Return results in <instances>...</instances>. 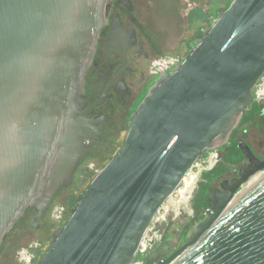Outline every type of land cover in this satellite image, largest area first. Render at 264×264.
I'll use <instances>...</instances> for the list:
<instances>
[{
	"label": "water",
	"instance_id": "water-1",
	"mask_svg": "<svg viewBox=\"0 0 264 264\" xmlns=\"http://www.w3.org/2000/svg\"><path fill=\"white\" fill-rule=\"evenodd\" d=\"M115 1L133 10L132 0H0V247L27 209L42 225L88 151L81 93ZM112 26V38L124 31L119 15ZM263 74L264 0H233L160 74L36 264H133L161 206L226 142ZM239 147L251 166L226 194L213 191L206 217L156 264H264V174L234 200L264 160Z\"/></svg>",
	"mask_w": 264,
	"mask_h": 264
},
{
	"label": "flooded vegetation",
	"instance_id": "flooded-vegetation-1",
	"mask_svg": "<svg viewBox=\"0 0 264 264\" xmlns=\"http://www.w3.org/2000/svg\"><path fill=\"white\" fill-rule=\"evenodd\" d=\"M132 3L133 10H130L124 4L114 2L86 71L81 97L84 100L82 109L90 121L84 141L88 151L70 185L78 178L85 163L92 161L98 165L116 153L129 130L133 113L161 74L155 66L161 49L140 20L135 1ZM117 15L124 31L112 38V25ZM240 142L248 145L258 159L264 160V74L254 86L253 98L226 142L208 150L215 151L214 162L196 180L198 183L190 199L193 214L188 223L195 226L204 219L206 210L212 208L213 191L218 189L226 194L223 184L234 183L241 177V172L251 166L239 147ZM31 210L36 212V209ZM170 248L166 246L164 251L158 250L151 258L153 264L168 256Z\"/></svg>",
	"mask_w": 264,
	"mask_h": 264
},
{
	"label": "rangeland",
	"instance_id": "rangeland-1",
	"mask_svg": "<svg viewBox=\"0 0 264 264\" xmlns=\"http://www.w3.org/2000/svg\"><path fill=\"white\" fill-rule=\"evenodd\" d=\"M134 1L140 20L161 49L159 57L170 61L168 71H173L174 67L184 60L189 50L196 44L197 38L203 36V32L214 24L222 11L226 10L229 0ZM197 8L201 9L205 19L201 20L197 16H191V12ZM208 150L188 171L184 185L177 191V197L169 198L155 215L134 264H145L147 257L151 259L158 250L164 251L166 246L171 247L168 250L170 254L187 240L194 229L193 223L188 222L193 214L190 199L198 183L196 180L202 175L201 172L204 170L202 172L204 173L214 162L215 151ZM107 161L108 159L104 163L95 164V169L91 168L92 161L85 163L79 170L78 178H75L67 188L62 200L56 201L58 196H55L44 218L38 221L42 224L38 229L29 224L35 212L27 210L25 212L27 214H24L7 233L10 244L1 245L0 264H36L39 256L52 240L54 230L63 225L71 215L70 211L69 214H65L62 221H58L54 212L55 208L63 205L67 210L72 209L77 196ZM32 243H39L40 246L30 248ZM34 255L35 258L30 260ZM151 261L153 264V260Z\"/></svg>",
	"mask_w": 264,
	"mask_h": 264
},
{
	"label": "built area",
	"instance_id": "built-area-1",
	"mask_svg": "<svg viewBox=\"0 0 264 264\" xmlns=\"http://www.w3.org/2000/svg\"><path fill=\"white\" fill-rule=\"evenodd\" d=\"M155 66L158 67V69H160V72L163 73V72H171V71H168L169 70V67H170V64L171 62L168 60H165V58L163 57H160L156 60L155 62ZM180 63V62H179ZM92 169H95L94 167V164H92L91 166ZM71 211V209L67 210L65 206L63 205H58L56 208H55V214H56V217H57V220L58 221H62L64 218H65V214H69ZM40 246L39 243H32L30 245V248H38ZM35 258V255L33 256V258L31 257L30 260L34 259ZM134 264V263H133Z\"/></svg>",
	"mask_w": 264,
	"mask_h": 264
},
{
	"label": "bare ground",
	"instance_id": "bare-ground-1",
	"mask_svg": "<svg viewBox=\"0 0 264 264\" xmlns=\"http://www.w3.org/2000/svg\"><path fill=\"white\" fill-rule=\"evenodd\" d=\"M196 163V162H195ZM194 163V164H195ZM193 167V166H192ZM191 167V168H192ZM263 174H264V171H260V172H258V173H256L255 175H253L250 179H249V181L248 182H246V183H244V185L242 186V188H241V190L237 193V195H236V197L234 198V200H236L237 198H239L252 184H254L256 181H258L259 180V178H261L262 176H263ZM187 175V174H186ZM185 179V178H184ZM184 185V184H183ZM177 191H178V189L174 192V193H172L169 197H168V199L169 198H175V197H177ZM167 199V200H168ZM167 200L164 202V204L167 202ZM163 204V205H164ZM162 205V206H163ZM161 206V207H162ZM160 210V209H159Z\"/></svg>",
	"mask_w": 264,
	"mask_h": 264
},
{
	"label": "trees",
	"instance_id": "trees-1",
	"mask_svg": "<svg viewBox=\"0 0 264 264\" xmlns=\"http://www.w3.org/2000/svg\"><path fill=\"white\" fill-rule=\"evenodd\" d=\"M232 1L233 0H229L228 2H227V7H226V9L230 6V4L232 3ZM191 16H197V17H199L201 20H203V19H205L204 18V16H203V13H202V11H201V9L200 8H197L196 10H193L192 12H191ZM27 210H29V209H27ZM10 243H9V240H8V234L7 235H5V237H4V239H3V244H2V246H7V245H9ZM137 257H138V255H137ZM145 262V264H152V261H151V259L149 258V257H147L146 258V261H144Z\"/></svg>",
	"mask_w": 264,
	"mask_h": 264
}]
</instances>
